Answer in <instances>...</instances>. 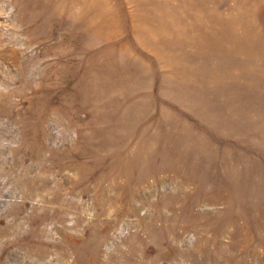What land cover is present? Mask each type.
<instances>
[{"label": "rangeland", "instance_id": "374dc122", "mask_svg": "<svg viewBox=\"0 0 264 264\" xmlns=\"http://www.w3.org/2000/svg\"><path fill=\"white\" fill-rule=\"evenodd\" d=\"M0 264H264V0H0Z\"/></svg>", "mask_w": 264, "mask_h": 264}]
</instances>
